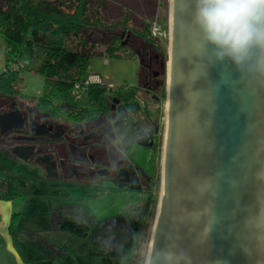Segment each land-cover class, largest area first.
Returning a JSON list of instances; mask_svg holds the SVG:
<instances>
[{"label":"water","instance_id":"water-1","mask_svg":"<svg viewBox=\"0 0 264 264\" xmlns=\"http://www.w3.org/2000/svg\"><path fill=\"white\" fill-rule=\"evenodd\" d=\"M169 31L161 189L148 248L171 252L173 264H264V79H241L197 52L190 0H170ZM22 123L18 111L0 114L1 131ZM0 213V234L20 261L10 200L0 199Z\"/></svg>","mask_w":264,"mask_h":264},{"label":"flooded vegetation","instance_id":"flooded-vegetation-1","mask_svg":"<svg viewBox=\"0 0 264 264\" xmlns=\"http://www.w3.org/2000/svg\"><path fill=\"white\" fill-rule=\"evenodd\" d=\"M129 35H124L126 40ZM140 40L134 43L137 49L127 45L146 74H138L135 85L108 90L105 109L93 118L73 124L56 122L40 111L36 102L26 109L13 102L15 97H8L10 102L0 107V114L18 111L23 120L19 128L1 131L0 125V159L12 164V168L0 170V195L9 197L12 207H19L13 209L14 215L24 213V205L42 201L43 209L37 206L31 216L44 218L52 224L49 229L65 233L67 223L75 220L73 225L79 228L82 243L90 239V247L85 249L91 252H119L131 234H137L139 240L155 188L162 138L153 115L161 110L157 106L151 110L146 97L158 98L156 93L162 85L159 69L164 67L165 98L167 52L155 39ZM145 117L151 127L146 125ZM80 187L84 192L97 189V196L123 192L135 193L141 199L122 205L112 217L97 219L68 195L70 190L80 191ZM96 221L101 222L99 227Z\"/></svg>","mask_w":264,"mask_h":264},{"label":"trees","instance_id":"trees-1","mask_svg":"<svg viewBox=\"0 0 264 264\" xmlns=\"http://www.w3.org/2000/svg\"><path fill=\"white\" fill-rule=\"evenodd\" d=\"M103 1L0 0V39L4 57V67L0 72V95L17 97L23 85L22 72L26 71L43 77V92L35 102L39 110L51 118L74 122L93 118L103 111L108 92L104 84L91 83L86 96L81 99L74 97V84L90 75L88 64L94 56L136 58L124 36L130 30L135 31L129 28L132 23L129 11H124L116 22L122 25L123 31L114 32L105 41L93 35L95 29L110 27L104 18ZM149 27L147 22L141 30L135 31L136 35L146 41L158 39L151 36ZM0 199L7 200L9 197L0 195ZM18 215H12L9 227L15 240L14 246L24 263L40 264L28 258L21 250L20 242L15 239V218ZM74 222L67 223L68 237L74 240L75 247L85 249L88 246L89 249L90 239L82 243L79 228L73 225ZM100 224L96 221L95 226L99 227ZM135 235L128 237L119 252L107 253L111 255L113 263L117 264V260L128 257L129 253L133 255L132 250L138 244ZM87 237L88 233L85 239Z\"/></svg>","mask_w":264,"mask_h":264},{"label":"rangeland","instance_id":"rangeland-1","mask_svg":"<svg viewBox=\"0 0 264 264\" xmlns=\"http://www.w3.org/2000/svg\"><path fill=\"white\" fill-rule=\"evenodd\" d=\"M97 0H92L94 3ZM169 7L170 0H104L103 1V14L106 22L110 24V29H95L93 31V35L95 38L101 40H108L109 37L114 32H120L122 30V25L116 22L119 21L124 11L130 12V17L132 20L131 25H129L130 29L133 30H141V28L147 22H150L153 19H158L163 23L166 21V27L169 30ZM135 31H129V37L127 38L128 45H130L133 49H137L134 46V43H137L140 40V37L136 35ZM92 33V32H91ZM158 44L161 45L163 50L168 49V39H155ZM126 42V41H124ZM131 49V48H130ZM145 56V55H144ZM89 74L98 75L104 86L109 90L113 88L116 90L119 87L131 86L137 83V75L138 74H146L145 70L142 68L140 64V60L137 58H124V57H108V56H94L89 60L88 64ZM4 67V57L2 44L0 39V72ZM154 68H158L157 65ZM159 79L163 80L164 72L162 73V69H159ZM23 77V85L21 87L19 95L14 99V103L23 105L24 108L29 109L33 108L35 105V99L42 95L43 92V77L39 74L30 73V72H22ZM156 97H146V103L151 107V110L156 106L160 108L161 113L157 116L153 115V118L158 121L159 129H160V138H162V143L160 150L163 148V137H164V129H165V98H164V84L161 85L159 91H157ZM6 96L0 95V107L4 102H10ZM46 116V115H45ZM49 118L48 116H46ZM56 122H62L65 124H73L72 122H63L60 120L53 119ZM6 152L9 151L8 148L5 149ZM161 154H159V158L157 159L156 164V179L154 185V191L151 192L152 199L150 205L147 209V213L145 215V223L142 230V234L138 240L137 235L136 238L138 240V244L136 248H133V255L131 253L128 254V257L121 258L119 261L117 260V264H140L141 253L143 247L145 249L148 248L150 242V236L156 216L158 200L160 197V189H161V180H160V171H161ZM8 170L12 168V164L8 160L0 159V170L1 169ZM21 168L20 171H22ZM7 175V174H5ZM84 188L80 187L79 190H70L68 193L69 196L79 201V203L85 205L87 209H89L97 219L100 218H108L116 215L118 213L119 208L122 205H127L129 203L137 202L141 198L135 193H118V194H100L97 196L98 190L95 189L90 190L87 189L85 192ZM97 190V191H96ZM38 192V191H37ZM92 196H97L96 198L90 200L89 198ZM43 198V197H42ZM41 199V198H40ZM40 204V205H39ZM38 207L43 209V202L39 203ZM32 223H37L39 225L38 220H30ZM49 225V224H47ZM44 223H41L39 226H47ZM51 227V226H50ZM49 228V227H48ZM52 229V228H51ZM49 229L47 233H41L40 236H36V241L31 242L33 244L42 243L43 250L40 251L42 257H46L43 259L41 263L43 264H115L111 260V255L109 254H101L96 252H91L86 249H81L80 247H75L74 240L68 237L70 234L60 232V231H51ZM41 238V239H40ZM80 244V241L78 242ZM58 256V257H56ZM108 260H106L107 258ZM47 261V262H44Z\"/></svg>","mask_w":264,"mask_h":264},{"label":"clouds","instance_id":"clouds-1","mask_svg":"<svg viewBox=\"0 0 264 264\" xmlns=\"http://www.w3.org/2000/svg\"><path fill=\"white\" fill-rule=\"evenodd\" d=\"M196 50L241 77L264 79V0H190ZM171 252L143 247L140 264H173Z\"/></svg>","mask_w":264,"mask_h":264},{"label":"crops","instance_id":"crops-1","mask_svg":"<svg viewBox=\"0 0 264 264\" xmlns=\"http://www.w3.org/2000/svg\"><path fill=\"white\" fill-rule=\"evenodd\" d=\"M40 205V204H39ZM38 204H29L28 205H24L23 206V210H25L24 213L19 214L15 219V228H14V233H15V239L16 241H18L19 246L21 248V250L24 252V254L40 263H41L43 259H46V257H42V255L40 254V251H42V253H44L43 250V244L42 243H37V244H33L31 242L36 241V236H40L41 233H47V231L49 230L50 226H52V224H50L49 222H46V220L44 218H42L41 216H31L32 212L35 211L34 208H36L37 206H39ZM28 206V207H27ZM19 207L17 206H13L12 207V211H14L13 209H18ZM27 210V211H26ZM41 210V209H40ZM39 211V210H38ZM30 214V215H29ZM38 220L40 222L39 225H41V223H44V225L49 224L47 226H39L37 225V223H32L30 220ZM2 225V215L0 213V228ZM49 227V228H48ZM52 231H54V229H51V231L49 233H51ZM10 234V232H9ZM11 239H12V233L10 234ZM41 239V238H40ZM15 242L14 239H12V245L16 251V253L18 254V256L20 257L19 253L17 252L14 244ZM58 257V256H56ZM48 260V259H46ZM47 262V261H44ZM0 264H27L24 263L20 257V261L17 260V257L15 254H13L10 250H8L7 248V244L6 241L4 239V237L0 234Z\"/></svg>","mask_w":264,"mask_h":264},{"label":"built area","instance_id":"built-area-1","mask_svg":"<svg viewBox=\"0 0 264 264\" xmlns=\"http://www.w3.org/2000/svg\"><path fill=\"white\" fill-rule=\"evenodd\" d=\"M149 31L153 38H164L169 39L170 31L168 30V27L164 25V23L158 19H153L149 22ZM102 83L101 78L96 74H90L87 78L84 80H81L79 82H76L74 84V97L76 99H81L86 96L89 86L91 83Z\"/></svg>","mask_w":264,"mask_h":264}]
</instances>
